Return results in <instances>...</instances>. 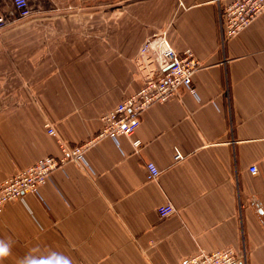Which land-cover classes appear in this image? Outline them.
I'll return each instance as SVG.
<instances>
[{
  "label": "crops",
  "instance_id": "crops-1",
  "mask_svg": "<svg viewBox=\"0 0 264 264\" xmlns=\"http://www.w3.org/2000/svg\"><path fill=\"white\" fill-rule=\"evenodd\" d=\"M231 1L28 0L22 19L0 0V183L61 156V141L93 139L142 88L147 40L165 33L202 66L195 94L143 114L141 149L102 139L87 167L67 163L38 194L7 203L0 264H182L222 250L264 264V13L223 41L219 12ZM149 162L160 171L151 181ZM165 204L176 213L161 217Z\"/></svg>",
  "mask_w": 264,
  "mask_h": 264
},
{
  "label": "built area",
  "instance_id": "built-area-1",
  "mask_svg": "<svg viewBox=\"0 0 264 264\" xmlns=\"http://www.w3.org/2000/svg\"><path fill=\"white\" fill-rule=\"evenodd\" d=\"M13 5L20 18L26 19L32 16L28 0H13ZM262 13H264V0H232L220 8L219 24L223 41L240 35ZM3 24V18L0 17V27ZM139 54L137 65L142 71H146L143 73L142 88L102 116V129L93 139L76 146L61 141V156L43 157L0 183V212L7 203L19 200L25 194H38L40 187L46 183L50 175L62 169L67 163L73 162L87 167L85 161L87 150L102 139H111L119 145L122 137H128L133 139L132 145L138 151L142 148V142L134 137L143 114L155 104L166 103L180 97L184 91L196 93L194 76L202 66L190 49L178 53L167 34L162 33L144 42ZM151 65L154 67L151 68ZM45 128L51 136H58L54 125L47 124ZM175 158L183 159L179 152L176 153ZM147 167L148 180L157 179L160 175L159 169L152 162L147 163ZM251 173L256 174L257 168H253ZM157 211L163 218L176 213L172 204L162 205ZM182 264H239V259L233 250L211 253L200 251L185 259Z\"/></svg>",
  "mask_w": 264,
  "mask_h": 264
},
{
  "label": "clouds",
  "instance_id": "clouds-1",
  "mask_svg": "<svg viewBox=\"0 0 264 264\" xmlns=\"http://www.w3.org/2000/svg\"><path fill=\"white\" fill-rule=\"evenodd\" d=\"M7 249L6 248H4V249H0V251H6Z\"/></svg>",
  "mask_w": 264,
  "mask_h": 264
}]
</instances>
